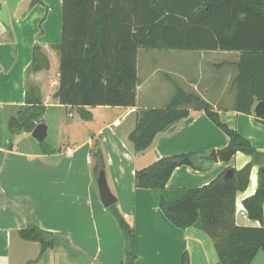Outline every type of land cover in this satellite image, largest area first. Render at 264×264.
<instances>
[{
  "label": "crops",
  "instance_id": "1",
  "mask_svg": "<svg viewBox=\"0 0 264 264\" xmlns=\"http://www.w3.org/2000/svg\"><path fill=\"white\" fill-rule=\"evenodd\" d=\"M39 1V5L31 7L29 0H0V5L5 4L9 22L8 26L0 22V264H12V235L18 236L20 230L29 227L64 239L75 234L77 237L86 231L85 224H89L98 239L103 226H116L100 202L97 179L91 170L90 149L95 138L101 140L105 177L109 175L110 191L117 198L115 205H119L118 211L134 229V264H180L184 253L189 264H220L214 243L201 230L199 219L188 228H177L158 203L163 199L168 206L173 205L185 198L187 190L208 185L228 169L241 170L251 157L236 153L227 163L219 159L209 163L204 171L179 167L171 174L165 189H136V171L164 157L217 152L227 145L228 139L203 111L194 107H188L186 119L158 133L142 152L133 151L128 135L134 128L138 111L166 107L176 89H180L207 103L222 123L264 153V121L257 120L253 112L244 115L234 111L238 53L191 52L193 55L179 56L174 61L170 60L172 56L146 55L142 69L138 58L135 106L88 109L92 114L91 123H98L95 110H111L113 118L108 123L103 119L83 141L67 144V148L57 152L38 143L21 127L15 130L7 127L9 118L17 117V109L25 105L27 85L37 88L35 97L46 107V112L55 106L76 113L75 108L61 106L53 98L59 84L56 46L60 43L61 8L58 0ZM56 10L60 21L53 24ZM38 27L43 31L41 34ZM34 46L43 50L49 69L27 74ZM42 123L45 125L44 118L39 124ZM255 168L251 170L247 190L237 197L241 202L256 191ZM56 220L67 224V228L65 224L58 228ZM235 223L242 227H261L259 222L237 215ZM99 251L98 247L96 254ZM124 261L118 255L107 256L102 263L125 264ZM36 264H73V261H68L67 252L58 247L45 250Z\"/></svg>",
  "mask_w": 264,
  "mask_h": 264
},
{
  "label": "trees",
  "instance_id": "2",
  "mask_svg": "<svg viewBox=\"0 0 264 264\" xmlns=\"http://www.w3.org/2000/svg\"><path fill=\"white\" fill-rule=\"evenodd\" d=\"M36 2L39 0L32 3ZM140 49L238 53L234 111L252 115L254 104L264 101V0H62L60 43L56 46L59 84L53 98L61 106L75 108L86 121L92 118L88 109L134 107ZM48 69L43 50L34 46L27 74ZM26 89L25 105L17 109L16 116L21 130L31 133L43 122L46 107L35 97L36 87L27 85ZM188 107L203 111L227 137V145L216 152L220 162H229L236 153L251 157V161L241 170H233L232 178L226 182L222 180L223 173L206 186L186 191L185 198L191 197L197 206L194 221L187 222L185 215L175 217L167 212L168 204L163 199L159 200V208L180 229L199 219L201 230L214 243L220 264H252L258 253L264 252V167L258 170L255 193L241 202L247 218L261 227L237 226L234 210L237 197L249 186L252 168L259 160L264 163V153L222 123L207 103L180 89L166 107L138 111L128 141L135 153L146 150L158 133L188 117ZM207 155L164 157L136 171L134 187L163 190L179 167L206 170ZM90 157L96 180L98 173L105 170L100 138L92 139ZM108 210L124 235L126 264H134V229L116 205ZM18 236L39 244L38 259L47 249L62 247L70 251L65 239L35 227L20 230ZM180 264H189L186 253Z\"/></svg>",
  "mask_w": 264,
  "mask_h": 264
},
{
  "label": "rangeland",
  "instance_id": "3",
  "mask_svg": "<svg viewBox=\"0 0 264 264\" xmlns=\"http://www.w3.org/2000/svg\"><path fill=\"white\" fill-rule=\"evenodd\" d=\"M61 1L62 0H58V8H61ZM32 2L33 0H29L28 2L31 7L39 5L40 1L34 4ZM1 6H5V4L0 5V7ZM57 16L58 11L56 10L53 24H58V21H60ZM42 22L43 21H41L40 24H42ZM38 29L39 34H41L43 31L40 30V27H38ZM146 55H149V57H155L159 55L166 57L172 56L173 58L170 60L174 61L179 56L187 57L189 55H193V53L174 50L147 51L140 49L137 56V59L139 58L140 60V69L143 68L144 58L147 57ZM69 113H72V116H69ZM94 115L96 116V121H98V123H91L89 121L82 120L78 114L72 111L67 112L65 108L50 106L47 109L46 115L44 116V123L47 127V135L43 142L44 144L42 143V145L50 146L58 152L59 150H64L65 148H67V144L72 145L75 143H79L85 139V136H87V134L96 130L103 119H105L106 123H108L109 120L113 118V111L95 110ZM256 163L257 165L254 167H256L255 169L258 179V170L261 167H264V163L261 160L257 161ZM103 172L105 173V170ZM107 173L110 174L109 172ZM105 178L110 189L111 184L109 175ZM116 207L118 208L119 205L117 204ZM107 212L116 221L113 214L109 210H107ZM63 224L65 223L56 220V225L58 228H62ZM65 225L67 228V224ZM85 228L86 231L82 233L80 232L77 237L75 234L72 238H64L68 242V246L70 248V251H67L68 261H73V264H103L102 261L105 260V257L113 256L114 258H116L118 255H121V257H124V263H127L126 242L118 223L115 227H112L110 225L103 226L104 231L102 234H100V238L98 237V239L97 235L91 231V226L89 224H85ZM11 243L10 260L12 264H36V262H38V260L40 259H38L39 245L37 243L32 244L22 242L19 236H17L15 233H13L12 235ZM98 247L101 249V251L96 254ZM252 264H264V252L258 253Z\"/></svg>",
  "mask_w": 264,
  "mask_h": 264
},
{
  "label": "water",
  "instance_id": "4",
  "mask_svg": "<svg viewBox=\"0 0 264 264\" xmlns=\"http://www.w3.org/2000/svg\"><path fill=\"white\" fill-rule=\"evenodd\" d=\"M0 22L5 26H8V18H7V9L5 6L0 7ZM253 115L257 120L264 121V101L257 102L253 106ZM7 127L11 130L19 129L21 124L17 117H10L8 120ZM47 135V127L42 123L37 125L31 131V137L35 139L38 143H43ZM204 162L208 163H216L218 162V157L215 151H210L208 155L205 157ZM233 176V169H228L224 172L222 176L223 181H228ZM99 199L102 206L105 209H109L117 203V198L111 193L107 181L105 178V173L100 171L96 180ZM167 212L173 214V216L178 217L181 215L186 216V221L191 222L194 221L197 217V206L192 200L191 197H186L179 202L169 205L166 208Z\"/></svg>",
  "mask_w": 264,
  "mask_h": 264
},
{
  "label": "built area",
  "instance_id": "5",
  "mask_svg": "<svg viewBox=\"0 0 264 264\" xmlns=\"http://www.w3.org/2000/svg\"><path fill=\"white\" fill-rule=\"evenodd\" d=\"M237 202H238V200L236 199L234 214L237 216H240L242 218H247L246 211L242 207L239 208Z\"/></svg>",
  "mask_w": 264,
  "mask_h": 264
},
{
  "label": "bare ground",
  "instance_id": "6",
  "mask_svg": "<svg viewBox=\"0 0 264 264\" xmlns=\"http://www.w3.org/2000/svg\"><path fill=\"white\" fill-rule=\"evenodd\" d=\"M239 200H240V201H239ZM237 204H238L239 208H240V207H242V208H243V206H242V204H241V199H238V202H237Z\"/></svg>",
  "mask_w": 264,
  "mask_h": 264
}]
</instances>
